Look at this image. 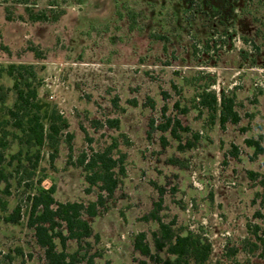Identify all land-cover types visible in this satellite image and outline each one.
<instances>
[{
  "label": "rangeland",
  "instance_id": "rangeland-1",
  "mask_svg": "<svg viewBox=\"0 0 264 264\" xmlns=\"http://www.w3.org/2000/svg\"><path fill=\"white\" fill-rule=\"evenodd\" d=\"M64 8L55 23L31 24L20 19L22 5L0 2V66L32 65L38 103L69 124L50 162L45 143L14 139L19 133L0 115L8 120L0 126L8 176L0 185V264L45 263L28 227L31 198L53 187L57 203L94 202L97 190L85 193L76 162L114 139L126 155L125 175L99 214L84 216L92 236L66 241L69 254L95 264H153L132 241L145 233L154 252L155 213L206 237L210 264H263L244 247L253 226L264 230V0H81ZM208 83L218 97H234L237 124L220 127L197 105L198 88ZM0 86L9 108L11 79L3 76ZM108 119L120 130L106 128ZM174 119L189 130L178 131L182 145L198 135L192 150L178 151L160 130ZM17 207V224L5 222Z\"/></svg>",
  "mask_w": 264,
  "mask_h": 264
},
{
  "label": "trees",
  "instance_id": "trees-1",
  "mask_svg": "<svg viewBox=\"0 0 264 264\" xmlns=\"http://www.w3.org/2000/svg\"><path fill=\"white\" fill-rule=\"evenodd\" d=\"M8 1L0 0L4 4ZM12 1L23 7L25 18L20 16L21 20L24 19L31 24H43L57 22L66 14L64 8L66 4L72 2L79 5L81 0H33L45 1L46 6L42 9L36 8L35 2L30 7V0ZM5 12L7 14L6 9ZM6 19L9 20V17L7 16ZM3 76H7L12 81L15 101L11 107H6V93L0 86V115L10 119L12 128L19 133V136L15 134L13 138L23 142L27 147L39 148L45 143L52 150L49 158L50 162H53L58 152L60 137L67 133L69 127L67 119L58 110L46 106L44 108L38 103L36 74L32 65L11 64L6 68L0 66V79ZM210 87L211 83H208L198 88L197 105L210 115L211 120L217 117L220 127H224L227 123L237 124L240 116L235 109L234 97L223 93L218 97ZM6 118L0 121V126L8 122ZM169 123L168 120L160 130L169 131L170 136L178 141V151L192 150L198 141V135H193L192 141H186L182 145L178 131L186 133L189 130L182 128L177 119L172 121L171 127ZM105 127L119 131V120L108 119L105 121ZM66 135L70 140L71 136ZM121 135L124 137L123 134ZM246 143L251 144L248 141ZM6 148L7 144L0 139V185L8 182V176L3 168L5 161L3 151ZM67 149L70 153L71 146L68 145ZM125 159L126 155L117 149L116 139L100 152H93L89 156L81 154L76 164L81 169L84 182L88 186L85 193H89L92 189L97 190L96 200L87 205L80 201L55 202L52 196L53 187L48 190L43 189L31 198L28 227L33 230L36 244L43 251L44 264H95L91 257L79 258L76 252L69 254L66 251V241L73 240L79 244L92 236L91 225L84 216L95 218L103 208L104 201L114 195L120 179L125 175ZM168 163L177 165L180 162L178 159H169ZM160 204L161 200L155 206L159 208ZM150 217L157 223V230L151 234L154 252L146 242L145 233L137 234L132 241L133 249L142 257L153 264H210L212 246L206 237L198 232L174 228V223L165 224L155 213L150 214ZM19 218L20 208L17 207L5 218V222L17 224ZM63 229L66 235L63 234ZM250 234L252 239L246 242L244 248L247 247L250 253H256L257 258L264 264V230L255 225ZM160 253L165 257L162 258ZM236 253L237 250L234 248L229 250L227 256L233 257Z\"/></svg>",
  "mask_w": 264,
  "mask_h": 264
}]
</instances>
